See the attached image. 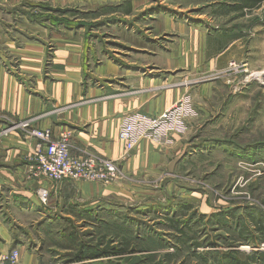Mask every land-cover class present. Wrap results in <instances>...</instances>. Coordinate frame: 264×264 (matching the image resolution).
<instances>
[{
  "label": "rangeland",
  "instance_id": "obj_1",
  "mask_svg": "<svg viewBox=\"0 0 264 264\" xmlns=\"http://www.w3.org/2000/svg\"><path fill=\"white\" fill-rule=\"evenodd\" d=\"M241 3L243 0H18L0 4V63L3 60L31 87L36 75L20 72L21 57L14 53L32 39L45 48L43 70L48 77L58 46L61 58L70 48L81 47V62L93 71L107 60L120 64L128 59L133 44L146 43L161 51L174 48L186 40L180 28L217 33V42L223 40L217 44V52L230 47L219 61L223 69L217 73V98L209 106L212 112L217 110V119L196 121L194 129L185 132L191 142L189 154L154 174L139 176L123 169L137 145L115 160L122 175L108 186L114 194L91 207L86 216H47L40 225L39 240L36 231L29 233V251L16 248L0 258L18 251V264H31L22 259L27 253L36 255V264H264V233H257L253 226L257 218L264 222V0H257L255 9L238 11ZM169 19L173 21L171 30L165 26ZM70 32L79 35L78 43L71 39L53 42V36L65 38ZM144 34L154 39L152 43L144 41ZM208 44L212 47L210 41ZM83 83L88 87L93 82L85 74ZM38 122L39 116L19 120L0 113L1 128L7 135L18 132L26 136L19 125L30 123L39 128ZM66 132L72 144L73 132ZM184 134L155 144L166 148L173 144V136ZM202 138L210 140L205 144ZM25 178L28 180L27 172ZM53 194L48 206L54 203L50 211L59 213V200ZM65 195L66 200L61 196L62 210H80V205L70 203L72 194L65 191ZM38 219L36 215L21 218L29 224ZM179 221L184 224L178 228L183 233L176 227ZM24 233L19 230L17 237L27 242ZM186 233L191 239L182 243L179 237ZM81 247L86 256L83 261L76 257ZM98 250L110 254L126 251L97 258L93 254Z\"/></svg>",
  "mask_w": 264,
  "mask_h": 264
},
{
  "label": "crops",
  "instance_id": "obj_2",
  "mask_svg": "<svg viewBox=\"0 0 264 264\" xmlns=\"http://www.w3.org/2000/svg\"><path fill=\"white\" fill-rule=\"evenodd\" d=\"M17 1L0 0V4ZM171 25V19L165 21L167 30H171ZM180 31L186 40L180 45L174 44V48L161 51L146 43L133 44L129 50L131 58L123 59L120 64L107 60L95 71L81 62V47L70 48L65 58H61L62 48L58 46L52 54L49 77L43 70L45 48L32 39L24 48H17L14 55L21 57L20 72L35 73L34 85L31 87L20 81L2 60L0 113L19 120L39 116V128L50 129L55 138L66 130L73 132L71 151L74 155L92 154L108 160H121L124 156L125 146L119 139V131L132 115L159 117L188 100V108L193 111L186 117L187 131L191 132L196 121H205L207 117H212L210 121L217 119V110L212 112L209 106L217 98V73L223 69L219 61L228 54L230 47L217 52V44L223 41L218 38L217 42V33L209 34L197 28H180ZM54 37V43L69 39L80 41L79 35L71 32L65 38ZM143 39L151 43L154 40L145 34ZM85 74L93 82L88 87L83 83ZM1 127L0 124V255L16 248L29 251V233L36 231L39 240V228L47 216H86L92 211L91 207L114 194L113 188L96 183L64 181L59 183L61 190L58 192L59 184L55 187L45 179L26 180L28 157L36 141L18 132L4 135ZM186 133L173 136V144L166 148L142 140L123 163V169L149 176L173 160L181 161L191 150ZM200 140L205 143L210 139ZM216 143L217 140L212 145ZM41 188L48 189L50 195L54 192L53 197L59 200V213L50 211L54 203L52 206L40 203L37 193ZM65 191L72 194L69 201L72 205H80V210H62L61 196L66 200ZM29 215L39 219L30 221L31 224L22 222L21 218ZM19 230L26 233L27 242L24 237H17ZM22 259L31 264L38 261L34 253H27Z\"/></svg>",
  "mask_w": 264,
  "mask_h": 264
},
{
  "label": "built area",
  "instance_id": "obj_3",
  "mask_svg": "<svg viewBox=\"0 0 264 264\" xmlns=\"http://www.w3.org/2000/svg\"><path fill=\"white\" fill-rule=\"evenodd\" d=\"M185 104L166 111L160 117L135 114L128 118L119 131V139L129 154L142 141L162 143L174 134L182 135L187 131L186 117L193 111ZM27 139L36 141L32 154L28 157V179H45L53 184L64 181L89 182L102 186L116 183L121 177L119 163L92 154L74 155L72 153L71 136L63 132L55 138L50 129L34 128L30 123L20 124ZM7 135V132L4 133ZM40 203L47 206L50 192L41 188L37 193ZM18 251L3 256L1 264H18Z\"/></svg>",
  "mask_w": 264,
  "mask_h": 264
},
{
  "label": "trees",
  "instance_id": "obj_4",
  "mask_svg": "<svg viewBox=\"0 0 264 264\" xmlns=\"http://www.w3.org/2000/svg\"><path fill=\"white\" fill-rule=\"evenodd\" d=\"M258 4H257V0H243V3H241V7L238 9V11H242V10H245V9H255L257 8ZM171 221V223L173 222V219L169 220ZM174 225V224H173ZM184 226L183 222L182 221H179V222H176V227L177 229L179 228V226ZM253 226L255 228V230L257 231V233H264V222L263 220H259L258 218L256 220H254V223H253ZM178 231H180V233H183V230L181 229H178ZM188 233H186L183 238L181 239V237H179V240L184 243L185 241H188L191 239V237H189ZM123 251H126V250H116L114 251L113 254H110V253H106L105 251L103 250H98V253L97 255L93 254L94 256H97V258H102V257H109L111 255H121V253ZM76 257L79 261H83L85 257L84 256V250H83V247H81L77 252H76ZM105 255V256H104ZM93 256V257H94ZM245 264V263H243Z\"/></svg>",
  "mask_w": 264,
  "mask_h": 264
},
{
  "label": "bare ground",
  "instance_id": "obj_5",
  "mask_svg": "<svg viewBox=\"0 0 264 264\" xmlns=\"http://www.w3.org/2000/svg\"><path fill=\"white\" fill-rule=\"evenodd\" d=\"M256 80V79H255Z\"/></svg>",
  "mask_w": 264,
  "mask_h": 264
}]
</instances>
